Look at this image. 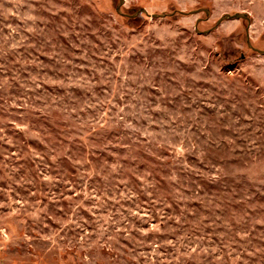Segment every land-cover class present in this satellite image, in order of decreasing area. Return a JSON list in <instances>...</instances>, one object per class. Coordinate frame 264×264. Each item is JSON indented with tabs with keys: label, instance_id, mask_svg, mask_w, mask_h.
I'll use <instances>...</instances> for the list:
<instances>
[{
	"label": "rangeland",
	"instance_id": "rangeland-1",
	"mask_svg": "<svg viewBox=\"0 0 264 264\" xmlns=\"http://www.w3.org/2000/svg\"><path fill=\"white\" fill-rule=\"evenodd\" d=\"M119 6L0 0V264H264V0Z\"/></svg>",
	"mask_w": 264,
	"mask_h": 264
},
{
	"label": "water",
	"instance_id": "water-1",
	"mask_svg": "<svg viewBox=\"0 0 264 264\" xmlns=\"http://www.w3.org/2000/svg\"><path fill=\"white\" fill-rule=\"evenodd\" d=\"M119 2H120V6L118 7L117 10H118V12L121 13V7L125 4V0H119ZM200 11H203V12L209 14V12L207 10H200ZM200 11H196V12H193V13L198 14ZM140 13H145L146 15L151 16L153 19H155V18H166V16H167L165 14L164 15H149V13L147 12V10H145V9H142L136 15H133V16L126 15V16L127 17H136ZM240 19H243V20H246V21L250 22V18H249V16L247 14H244V13H236L234 15L226 14V15H224L220 19V21L218 22L217 26L214 29H216L219 25H221L223 23V21H227V20H240ZM209 32H207V33H209ZM247 33H248V35H247V43H248V46L251 49H253L255 52L264 55V51L259 50V49H256V48H254L252 46L251 41H250V36H249V30H247Z\"/></svg>",
	"mask_w": 264,
	"mask_h": 264
}]
</instances>
